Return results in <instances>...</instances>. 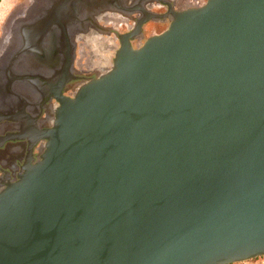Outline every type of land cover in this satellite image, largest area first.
I'll list each match as a JSON object with an SVG mask.
<instances>
[{
  "label": "water",
  "instance_id": "obj_1",
  "mask_svg": "<svg viewBox=\"0 0 264 264\" xmlns=\"http://www.w3.org/2000/svg\"><path fill=\"white\" fill-rule=\"evenodd\" d=\"M57 100L40 161L0 192V264L264 257V0L175 12Z\"/></svg>",
  "mask_w": 264,
  "mask_h": 264
},
{
  "label": "flooded vegetation",
  "instance_id": "obj_2",
  "mask_svg": "<svg viewBox=\"0 0 264 264\" xmlns=\"http://www.w3.org/2000/svg\"><path fill=\"white\" fill-rule=\"evenodd\" d=\"M186 1L36 0L27 14L25 3L10 13L0 34V192L40 161L57 98L73 97L110 70L97 65L90 30L112 46L111 65L123 38L134 48L143 45L170 26L175 12L188 9Z\"/></svg>",
  "mask_w": 264,
  "mask_h": 264
},
{
  "label": "rangeland",
  "instance_id": "obj_3",
  "mask_svg": "<svg viewBox=\"0 0 264 264\" xmlns=\"http://www.w3.org/2000/svg\"><path fill=\"white\" fill-rule=\"evenodd\" d=\"M38 2L36 4V0H1V2H0V34L2 35V33H3L4 29H5V26H6V22H7L8 18H9V16H10V13L13 10H15L18 6H20V5L24 4V3H25L24 7L26 9L29 6H31L33 3H35V7H36V6L39 5ZM206 2H207V0H192L190 2L186 1V4L183 7H185V8L200 7V6L204 5ZM25 8H24V10L26 11ZM32 8L28 9L26 12L28 13L29 11L32 10ZM24 10L22 9L23 12H24ZM166 29H167L166 27H160L159 30L160 31H162V30L165 31ZM8 42L9 41H6V42L4 41V49L5 50L7 49ZM139 46H141V45H139ZM237 264H264V257L257 258V259H254V260H250V261L243 262V263H237Z\"/></svg>",
  "mask_w": 264,
  "mask_h": 264
},
{
  "label": "bare ground",
  "instance_id": "obj_4",
  "mask_svg": "<svg viewBox=\"0 0 264 264\" xmlns=\"http://www.w3.org/2000/svg\"><path fill=\"white\" fill-rule=\"evenodd\" d=\"M190 1V0H189ZM188 1V2H189ZM32 7H35V3H33L31 6H29L26 11ZM33 9V8H32ZM25 11V12H26ZM32 11V10H31ZM90 30V29H89ZM88 30V31H89ZM91 32L89 37H87V42H89V46L90 48L92 49L93 51V54L95 55V58H98V62H97V65L101 66L102 69H106V68H110V62L108 60V49L111 48L112 49V46L108 44V42L106 43L104 40L99 39V37L96 36L95 34V31L90 30ZM82 35V34H80ZM79 35V36H80ZM88 36V35H87ZM78 37V36H77ZM104 38V37H103ZM93 47V48H92ZM100 56V57H98ZM4 63V62H3ZM98 67V66H97Z\"/></svg>",
  "mask_w": 264,
  "mask_h": 264
},
{
  "label": "crops",
  "instance_id": "obj_5",
  "mask_svg": "<svg viewBox=\"0 0 264 264\" xmlns=\"http://www.w3.org/2000/svg\"><path fill=\"white\" fill-rule=\"evenodd\" d=\"M2 45H3L2 47H4V43Z\"/></svg>",
  "mask_w": 264,
  "mask_h": 264
},
{
  "label": "trees",
  "instance_id": "obj_6",
  "mask_svg": "<svg viewBox=\"0 0 264 264\" xmlns=\"http://www.w3.org/2000/svg\"><path fill=\"white\" fill-rule=\"evenodd\" d=\"M0 2H1V0H0Z\"/></svg>",
  "mask_w": 264,
  "mask_h": 264
}]
</instances>
